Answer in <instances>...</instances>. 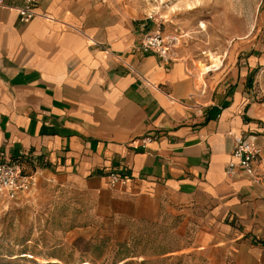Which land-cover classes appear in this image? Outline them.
<instances>
[{"label":"crops","instance_id":"obj_1","mask_svg":"<svg viewBox=\"0 0 264 264\" xmlns=\"http://www.w3.org/2000/svg\"><path fill=\"white\" fill-rule=\"evenodd\" d=\"M92 1L38 0L22 23L24 0H0V160L74 177L119 217L174 222L197 247L264 253V182L225 174L233 138L264 132L248 76L144 54L156 31ZM111 172L126 185L108 186Z\"/></svg>","mask_w":264,"mask_h":264},{"label":"rangeland","instance_id":"obj_2","mask_svg":"<svg viewBox=\"0 0 264 264\" xmlns=\"http://www.w3.org/2000/svg\"><path fill=\"white\" fill-rule=\"evenodd\" d=\"M100 3L108 14L121 11L126 19L174 36L177 59L197 67L212 54L227 70L241 68L248 76L242 84L246 99L264 112V0ZM258 136L264 158V132ZM23 172L35 177V186L14 201L0 197V264H264V253L249 251L257 243L242 250L241 241L197 247L174 233V222L137 224L119 217L120 203L97 197L74 177Z\"/></svg>","mask_w":264,"mask_h":264},{"label":"built area","instance_id":"obj_3","mask_svg":"<svg viewBox=\"0 0 264 264\" xmlns=\"http://www.w3.org/2000/svg\"><path fill=\"white\" fill-rule=\"evenodd\" d=\"M38 0H24L22 7L16 12L22 23H28L34 17L40 16L35 12ZM177 39L174 36H163L158 31L147 34L140 44V51L144 54L153 53L164 62L176 60ZM155 139V136H147L141 140V147ZM225 174L229 179H234L240 174L250 178L255 184L264 182V158L262 148L254 137L239 136L233 138L231 160L227 163ZM127 178L118 173L111 172L107 176L108 186L111 188L124 187ZM35 177L26 175L17 161L0 160V197L14 201L20 194L28 193L35 186Z\"/></svg>","mask_w":264,"mask_h":264},{"label":"bare ground","instance_id":"obj_4","mask_svg":"<svg viewBox=\"0 0 264 264\" xmlns=\"http://www.w3.org/2000/svg\"><path fill=\"white\" fill-rule=\"evenodd\" d=\"M207 58L209 61L208 64H204V63L198 64V69L202 73H207V72L216 71L220 69L222 65V61L220 57L209 54Z\"/></svg>","mask_w":264,"mask_h":264}]
</instances>
